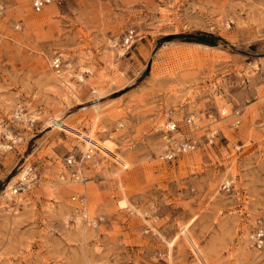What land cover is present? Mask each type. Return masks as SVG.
Masks as SVG:
<instances>
[{"label":"rangeland","instance_id":"1","mask_svg":"<svg viewBox=\"0 0 264 264\" xmlns=\"http://www.w3.org/2000/svg\"><path fill=\"white\" fill-rule=\"evenodd\" d=\"M169 119L196 147L164 160ZM260 215L264 0H0V264H264Z\"/></svg>","mask_w":264,"mask_h":264},{"label":"built area","instance_id":"2","mask_svg":"<svg viewBox=\"0 0 264 264\" xmlns=\"http://www.w3.org/2000/svg\"><path fill=\"white\" fill-rule=\"evenodd\" d=\"M29 1L33 9L39 11L45 6L52 3L54 0ZM135 38V29L128 28L123 34L121 46L125 48L130 47L134 43ZM63 61V57L60 53L54 54L50 60V66L53 71L60 72L64 64ZM17 117H20L19 114L17 115ZM185 120L186 123L190 125L195 124V117L193 114L188 116ZM177 129L178 124L173 119H169L166 123H164L162 131L164 132V138L166 139V141L163 144V150L160 154L161 159L173 160L179 154L189 152L196 147V142L193 139H179L178 137H174V134L177 132ZM95 153V147L89 144L88 146H86L85 150L81 151L79 156H75L74 154L66 155L64 157V166L66 167L67 171L66 174H63L61 177L64 179L65 175H67L72 182L84 183L87 180V176H85L84 169H82V166H84L87 161L94 156ZM25 179H20L13 186V188L10 189L9 193L4 192V196L7 197V199H10L19 190H22L26 183ZM231 183V179L225 180L223 183L224 188L230 187ZM70 199L76 204V211L79 213V215L82 216L84 221H86L87 223L96 225L98 219H101V217L96 218L95 216H89L87 214L86 196L84 193L74 192L70 195ZM14 212H16V209H14ZM248 237L251 247L259 251H264V216L260 215L256 217L254 225L250 230Z\"/></svg>","mask_w":264,"mask_h":264},{"label":"bare ground","instance_id":"3","mask_svg":"<svg viewBox=\"0 0 264 264\" xmlns=\"http://www.w3.org/2000/svg\"><path fill=\"white\" fill-rule=\"evenodd\" d=\"M112 46H114V44L112 43ZM119 52V54H122L123 52L121 51V49L118 51ZM122 52V53H121ZM66 65H70V63H67ZM55 72V71H54ZM55 73H60V72H55ZM81 74L80 73H78V77L79 78H81ZM53 80V79H52ZM53 81H55L61 88H62V92L63 93H65V96L66 95H68V93H70V92H73L74 91V89H73V87L71 86V84L69 83V81L67 80V78L64 76V75H58L57 76V78L55 79V80H53ZM61 90V89H60ZM96 92V91H95ZM99 95V98H100V94H98ZM18 115V114H17ZM90 145H92V144H90ZM93 146V145H92ZM82 169H83V166H82ZM27 172V171H26ZM21 174V173H20ZM24 175H26V174H24ZM62 176V175H61ZM62 178V177H61ZM25 179V178H24ZM9 185V184H8ZM13 188V186H7V188H6V190L7 189H12ZM5 190V191H6ZM10 191V190H9ZM87 214L89 215V213L87 212ZM248 245L250 246V242L248 241ZM250 248H251V246H250Z\"/></svg>","mask_w":264,"mask_h":264},{"label":"trees","instance_id":"4","mask_svg":"<svg viewBox=\"0 0 264 264\" xmlns=\"http://www.w3.org/2000/svg\"><path fill=\"white\" fill-rule=\"evenodd\" d=\"M199 40L203 41V42H206V43H210L212 45H214L213 42H209L208 40H206L205 38H199Z\"/></svg>","mask_w":264,"mask_h":264}]
</instances>
